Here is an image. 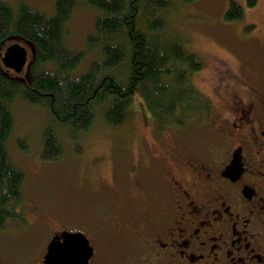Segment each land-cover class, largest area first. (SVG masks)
Wrapping results in <instances>:
<instances>
[{
	"label": "rangeland",
	"instance_id": "374dc122",
	"mask_svg": "<svg viewBox=\"0 0 264 264\" xmlns=\"http://www.w3.org/2000/svg\"><path fill=\"white\" fill-rule=\"evenodd\" d=\"M22 1L45 14L52 12L53 0ZM230 1L243 9L240 19H224ZM76 2L65 25L68 48L84 51L74 75L83 73L90 62L100 57L96 49L85 50V38L93 31L96 12L83 0ZM177 8L170 15L164 34L185 36L186 48L202 59L203 66L192 74V85L210 100L211 112L231 97L247 100L256 89L264 92V0H256L253 6H248L246 0H194ZM13 42L27 48L26 64L20 73H14L0 61V71L27 83L34 46L22 38L4 39L0 41V58ZM9 109L13 125L6 147L11 161L24 175L20 211L28 223H15L0 229V254L3 250L4 255H7L4 247L8 245L16 248L27 244L38 252L43 239L55 227L82 229L89 234L86 222H92L90 229H97L99 240L115 242L107 235L105 225L100 226L102 230L99 228L100 220L120 212L109 213V208H113L111 204L122 207L117 196L111 199L110 189L138 182V176L151 164V153H167L169 144L181 143L176 141L178 134L200 145L204 141L202 137L211 133L208 122L214 113L213 110L205 115L204 123L189 121L177 128L161 127L135 92L127 122L118 127L105 123L101 106L96 109L91 128L75 139L66 130L53 125L61 155L57 160H45L41 156V139L43 129L50 123L48 113L21 98H15ZM112 200L114 203H110Z\"/></svg>",
	"mask_w": 264,
	"mask_h": 264
},
{
	"label": "trees",
	"instance_id": "16d2710c",
	"mask_svg": "<svg viewBox=\"0 0 264 264\" xmlns=\"http://www.w3.org/2000/svg\"><path fill=\"white\" fill-rule=\"evenodd\" d=\"M192 1L83 0L96 12L85 50L96 49L100 57L78 75L73 71L84 51L69 49L65 32L76 0H53L51 14L22 0L0 1V41L22 38L35 50L27 83L0 71L1 230L26 222L20 211L24 175L6 147L13 125L9 107L15 98L44 108L50 117L41 139L45 160H57L61 155L53 125L75 139L91 128L101 106L105 123L118 127L127 122L135 92L161 127L205 122L210 100L192 85V74L203 61L186 48L185 36L164 34L174 9ZM255 2L246 0L248 6ZM242 14L243 9L230 1L224 19H240Z\"/></svg>",
	"mask_w": 264,
	"mask_h": 264
},
{
	"label": "flooded vegetation",
	"instance_id": "af4514ba",
	"mask_svg": "<svg viewBox=\"0 0 264 264\" xmlns=\"http://www.w3.org/2000/svg\"><path fill=\"white\" fill-rule=\"evenodd\" d=\"M209 117L211 133L200 145L178 134L181 143L167 153H151L138 182L110 189L122 207L111 204L109 213L120 212L99 228L115 242L99 240L92 222L89 234L55 227L38 252L4 247L0 264H54L45 261L47 247L63 232L87 238L88 264H264V92L231 97Z\"/></svg>",
	"mask_w": 264,
	"mask_h": 264
},
{
	"label": "water",
	"instance_id": "95a60500",
	"mask_svg": "<svg viewBox=\"0 0 264 264\" xmlns=\"http://www.w3.org/2000/svg\"><path fill=\"white\" fill-rule=\"evenodd\" d=\"M2 65L20 73L27 61V48L19 42L10 43L1 55ZM62 241L52 239L47 247L46 262L54 264H88L92 256V247L80 232L61 233Z\"/></svg>",
	"mask_w": 264,
	"mask_h": 264
},
{
	"label": "bare ground",
	"instance_id": "6f19581e",
	"mask_svg": "<svg viewBox=\"0 0 264 264\" xmlns=\"http://www.w3.org/2000/svg\"><path fill=\"white\" fill-rule=\"evenodd\" d=\"M3 54V53H2ZM14 72V71H13ZM15 73V72H14Z\"/></svg>",
	"mask_w": 264,
	"mask_h": 264
}]
</instances>
